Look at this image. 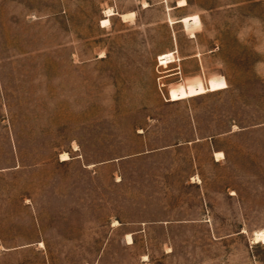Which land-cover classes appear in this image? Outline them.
<instances>
[{"label":"rangeland","instance_id":"1","mask_svg":"<svg viewBox=\"0 0 264 264\" xmlns=\"http://www.w3.org/2000/svg\"><path fill=\"white\" fill-rule=\"evenodd\" d=\"M179 1L0 0V264H264V0Z\"/></svg>","mask_w":264,"mask_h":264},{"label":"bare ground","instance_id":"2","mask_svg":"<svg viewBox=\"0 0 264 264\" xmlns=\"http://www.w3.org/2000/svg\"><path fill=\"white\" fill-rule=\"evenodd\" d=\"M179 2H180V4L183 3V5H184V3L186 2V0H180ZM110 14H113L111 12V9L110 10H107V17L103 18L102 25H106V24H108L110 22V19L108 17ZM216 154H217V156H220L223 153L222 152H217ZM255 239H256V241H260V240H263L264 241V230L263 229L262 230H259V231H257L255 233Z\"/></svg>","mask_w":264,"mask_h":264}]
</instances>
